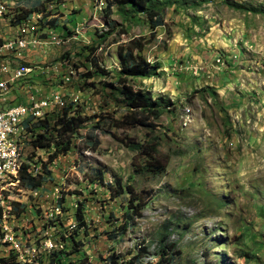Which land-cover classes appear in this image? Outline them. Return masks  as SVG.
<instances>
[{
    "label": "rangeland",
    "instance_id": "374dc122",
    "mask_svg": "<svg viewBox=\"0 0 264 264\" xmlns=\"http://www.w3.org/2000/svg\"><path fill=\"white\" fill-rule=\"evenodd\" d=\"M13 1L14 16L37 10L18 21L11 14L1 17L0 39L22 28L46 40L31 57L25 55L36 68L31 79L67 95L52 113L72 103L67 115L83 119L67 153L51 158L54 142L35 147L34 131L19 146L17 156L38 161L39 173L32 176L45 177L36 188L20 186L26 207L20 220H38L56 188V211H68L56 229H73L67 245L79 243L86 264H101L112 252L125 264L140 246L148 251L140 262L154 264L165 245L174 256L170 264H264V0H163L165 24L142 51L163 73L128 81L169 107L150 119L151 126L133 127L116 126L129 111L119 92L117 45L132 36L150 38L146 17L123 20L108 0ZM50 19L55 27L45 23ZM110 22L113 33L103 39ZM50 29L60 44L50 41ZM86 45L98 47V65L110 74L95 71L81 56ZM69 73L71 80L64 81ZM16 102H25L24 96ZM54 127L43 135L56 136L61 125ZM129 140L154 144L157 160L151 163L148 154L127 146ZM94 167L104 170V183L120 177L143 198L142 216H134L124 231L118 227L124 225L129 193L111 198L106 184L90 180ZM43 186L46 194L37 204L30 193ZM79 202L85 228L75 217ZM46 216L45 224L53 225ZM37 239L40 233H33Z\"/></svg>",
    "mask_w": 264,
    "mask_h": 264
},
{
    "label": "built area",
    "instance_id": "2783aa9c",
    "mask_svg": "<svg viewBox=\"0 0 264 264\" xmlns=\"http://www.w3.org/2000/svg\"><path fill=\"white\" fill-rule=\"evenodd\" d=\"M14 4L13 0H0V18L9 14L14 16L12 12ZM19 29L18 34L0 39V176H3L0 197L4 205V220L0 222V264L4 262L61 264L59 251L65 247L66 239L70 238L73 229L68 227L62 228L61 231L56 229L58 220H63L68 213L66 208L63 211H56L58 198L56 188L52 192L51 206L39 213L38 220L34 222L20 220L18 238L10 237V225L13 219H21L24 212H19V189L11 190L10 178L13 173L8 172V164L11 163V157L18 154L19 146L24 139H32L31 131H35L34 123L40 112H47L48 116L56 111V106L61 100L67 98V95L60 90L43 89L41 85L32 81L31 74L36 68L28 62L31 60L25 59V55L31 57V54L39 47L46 45L47 41L38 36L32 37L28 34V30ZM46 33L52 38L51 42L61 43V39L55 35L53 29ZM71 78L72 73H69L64 77V81H70ZM23 96L25 102L17 103L16 100ZM37 162L35 157L30 159L26 174L39 173ZM43 188L44 186L37 192L30 193L34 196V201L38 202L37 204H42L40 199L46 194ZM9 203H16L15 214H8ZM46 215H54L53 225L45 224ZM33 233H40V242H33ZM7 250H14V257H7ZM21 251H28V256H33V263H24Z\"/></svg>",
    "mask_w": 264,
    "mask_h": 264
},
{
    "label": "trees",
    "instance_id": "16d2710c",
    "mask_svg": "<svg viewBox=\"0 0 264 264\" xmlns=\"http://www.w3.org/2000/svg\"><path fill=\"white\" fill-rule=\"evenodd\" d=\"M169 4V2H168ZM117 7V12L123 20H132L133 18L138 17L139 15H144L146 17L147 24L150 28V38L145 37L144 35L132 36L125 41L120 42L117 45V55L120 61V69L118 71L117 81L121 84L119 92L123 95L129 111L125 114L122 119H118L116 126L119 127H133L135 125L151 126L150 119L160 118L163 113L168 109L169 105L163 103V99L160 100L154 97V94L151 90L144 89L141 87L134 88V86L129 83L128 78L135 77H152L158 74H162L163 70H160V63L158 61L151 62L149 61L142 53L145 45L150 41L151 38L155 36L156 28L165 24V5L166 1L163 0H108V7L112 6ZM156 7V8H155ZM237 8H243V5L236 4ZM37 10L36 7H33L29 12H34ZM258 13V9H253ZM29 12L17 13L13 18L18 21L23 17L30 15ZM47 15V14H46ZM45 15V16H46ZM45 23L50 24L55 27V19L46 20ZM109 29L106 34L101 32L100 36L105 39L109 34L113 33L114 24L109 23ZM65 28L69 29L68 25H64ZM98 48V47H97ZM93 46L86 45L81 48L83 53H80L81 56H84V59L88 60L91 63V66H95V71L99 72L102 75L110 74V71L104 70V67H100L98 64V58L95 57L94 53L97 50ZM90 54H93L89 58ZM92 75V74H91ZM90 76V75H89ZM72 103L67 104L64 108L58 110L57 112L50 113L47 117L43 119H38L34 123L33 129L35 130V138L32 140V143L35 147H46L51 146L54 142L56 151L51 155V158H55L58 153L63 152L67 153L71 148V138L79 133L77 128L82 124L83 119L80 114L68 116L72 108ZM53 124H59L61 127H56V136L51 135L45 136L43 133H47L49 130L53 129ZM44 128L41 130L40 128ZM55 128V127H54ZM45 131V132H44ZM50 134V133H48ZM66 139L64 143L63 140ZM127 146H130L133 149H138L139 153L148 154L152 159L151 163L157 160V157H154L156 152V146L154 144H144L136 142L134 140H129ZM45 179L42 176L34 177L29 174L22 175V183L28 188H36L42 183ZM98 179L103 185L106 184V188L110 193V197L114 198L120 194L129 193L128 199V210L124 213V225L118 227L120 231H124L131 223V220L134 216H142L143 210V198L139 197V193L134 194L133 186L130 184L124 185L122 179L117 177L115 183L106 182L104 183V170L100 167H94L92 169V176L90 175V180L95 181ZM135 201V204H134ZM61 202H64V198H61ZM84 205L79 202L75 211V217L78 221V227H86V221L83 215ZM130 211L132 213H130ZM77 227V225H76ZM76 229V228H75ZM71 238H73L71 234ZM76 244L72 243L68 247L67 243L65 247L59 251V261L61 264H86L87 256L84 251L79 250ZM174 245V244H173ZM169 248L168 245H165ZM168 248H162L160 258L154 264H170L174 256L168 252ZM167 249V250H166ZM170 249V248H169ZM147 248L140 246L138 253L134 254L130 259L125 261V264H143L140 262V258L144 253H147ZM72 254H75V259L70 257ZM77 254L79 258L77 259ZM14 257V254H10ZM9 256V257H11ZM135 260V262H134ZM121 255L115 252L110 253L101 264H120ZM3 264H17V262H4Z\"/></svg>",
    "mask_w": 264,
    "mask_h": 264
},
{
    "label": "bare ground",
    "instance_id": "6f19581e",
    "mask_svg": "<svg viewBox=\"0 0 264 264\" xmlns=\"http://www.w3.org/2000/svg\"><path fill=\"white\" fill-rule=\"evenodd\" d=\"M46 114L47 112H45L42 116L38 117V119H43L44 116H46ZM33 135L34 133H31V138L33 137ZM29 140L30 139H26V141H29ZM29 162H30V158L28 155H24L21 157L14 155L11 157V163L8 164V172L13 173V176H11L10 178L11 190L19 189V194L22 190L20 186L23 184L22 175L27 173ZM2 183H3V176H0V184ZM19 200H20V197H19ZM24 209H26L24 203L19 201V212H24ZM15 213H16V203H9L8 204V214H15ZM51 218H54V215H51ZM3 220H4V205H3L2 198L0 197V222H2ZM19 221L20 219H13L10 225V237L11 238H18V233L20 232V225L17 226V224ZM46 225H51V224L46 223ZM37 242H40V240L37 239ZM12 253L14 254V250H7V257L11 256L10 254ZM21 258H24V263H33V256H28V251H21Z\"/></svg>",
    "mask_w": 264,
    "mask_h": 264
}]
</instances>
